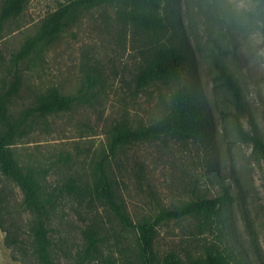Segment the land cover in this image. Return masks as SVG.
<instances>
[{
    "label": "rangeland",
    "instance_id": "obj_1",
    "mask_svg": "<svg viewBox=\"0 0 264 264\" xmlns=\"http://www.w3.org/2000/svg\"><path fill=\"white\" fill-rule=\"evenodd\" d=\"M71 1L27 0L20 16L6 18L8 0H0V98L6 112L0 134L13 130L14 160L34 176L43 204L39 215L27 210L22 191L0 172L9 210L0 219V264H41L31 237L38 223L57 264H143L138 230L125 226L108 200L96 195L103 173L134 224L198 199L224 198L215 214L161 223L154 241L159 262L175 254L184 263H204L210 253L221 264H264V154L242 141L235 125L237 118L264 144V41L257 4H166L168 32L160 40L186 43L191 63L180 82L141 87L137 76L157 39L123 22L118 3L75 11L53 41L19 57L45 20ZM216 61L238 80L243 114L219 85ZM182 84L195 91L202 108L206 129L200 138L163 136L110 155L118 132L162 120ZM52 90L77 100L69 110L41 114L39 100Z\"/></svg>",
    "mask_w": 264,
    "mask_h": 264
},
{
    "label": "trees",
    "instance_id": "obj_2",
    "mask_svg": "<svg viewBox=\"0 0 264 264\" xmlns=\"http://www.w3.org/2000/svg\"><path fill=\"white\" fill-rule=\"evenodd\" d=\"M178 0H73L69 4L61 5L43 23L40 31L28 39L21 50L19 57L26 58L43 43L54 40L66 26V19L79 9H90L102 5H123L119 18L144 34L156 36V42L145 57L144 64L137 76V83L143 87L153 82H180L183 78L185 66L191 63L190 50L186 43L160 40L168 32V18L166 4L176 3ZM257 4L256 16L260 21L261 34L264 41V0H253ZM27 0H8L4 10V17L20 16ZM175 19V16L172 15ZM184 41V38H183ZM216 79L222 88H225L231 101L239 113H244L245 105L243 94L238 80L230 72L224 62H215ZM93 80V78H91ZM15 89V88H14ZM76 98L60 94L56 90L43 95L39 100L36 111L41 114H51L71 109ZM5 107L0 98V120L5 122ZM236 131L239 138L248 143H253L255 149L264 154V144L258 135L245 132L241 123L236 118ZM206 129L202 108L197 100V95L190 87L182 84L173 96L169 111L166 116L145 128L126 129L118 132L112 140L110 155H115L117 149L131 143H141L156 140L163 136H171L181 140L198 139ZM14 140L13 130L9 128L0 134V172L7 179L14 182L23 193L25 208L37 215L42 213V199L38 183L30 173L23 172L16 164L10 146ZM96 195L108 200L121 222L127 227L136 228L139 232L138 245L143 256V264H221L217 257L208 254L206 262L192 261L184 263L175 254H169L161 263L154 252V241L157 227L172 219H180L191 215L215 214L223 204L224 198L198 199L187 203L175 210L163 211L154 220L134 224L122 207L116 202L111 182L106 174H102L95 186ZM6 201L0 192V219L6 209ZM1 225V223H0ZM2 226V225H1ZM31 237L35 242L36 253L41 264H57L50 255L49 241L42 223L32 228ZM10 238L7 235L6 240ZM7 244H9L7 242Z\"/></svg>",
    "mask_w": 264,
    "mask_h": 264
}]
</instances>
